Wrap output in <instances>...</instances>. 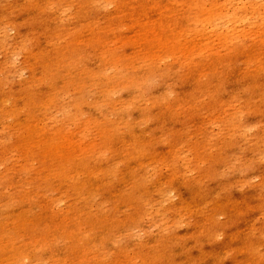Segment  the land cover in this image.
<instances>
[{"label":"rangeland","instance_id":"374dc122","mask_svg":"<svg viewBox=\"0 0 264 264\" xmlns=\"http://www.w3.org/2000/svg\"><path fill=\"white\" fill-rule=\"evenodd\" d=\"M0 264H264V0H0Z\"/></svg>","mask_w":264,"mask_h":264}]
</instances>
